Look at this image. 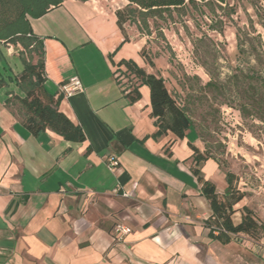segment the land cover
I'll use <instances>...</instances> for the list:
<instances>
[{
  "label": "crops",
  "instance_id": "crops-1",
  "mask_svg": "<svg viewBox=\"0 0 264 264\" xmlns=\"http://www.w3.org/2000/svg\"><path fill=\"white\" fill-rule=\"evenodd\" d=\"M112 2L63 0L31 19L43 38L44 88L61 96L58 109L82 141L48 128L33 135L19 104L5 103L13 83L0 88V264H261L236 240L210 237L212 210L188 145L202 151L198 138L190 130L153 136L148 86L133 102L121 90L118 62L144 68L145 38L123 41ZM2 53L0 76L14 78L22 65ZM72 77L81 89L64 96L58 85ZM199 175L224 191L214 159ZM116 223L130 228L119 241Z\"/></svg>",
  "mask_w": 264,
  "mask_h": 264
},
{
  "label": "trees",
  "instance_id": "trees-1",
  "mask_svg": "<svg viewBox=\"0 0 264 264\" xmlns=\"http://www.w3.org/2000/svg\"><path fill=\"white\" fill-rule=\"evenodd\" d=\"M63 0H0V42L20 46L19 59L21 70L15 77L0 76V88L13 83L15 88L7 91L5 103H18L22 108V118L25 127L37 135L46 128L55 131L64 138L73 141H82L84 134L81 128L74 125L69 118L58 109L61 96H55L44 88V44L43 38L34 32L31 19L40 17L48 10L58 6ZM227 0H127L125 6L115 10L116 24L122 29L125 22L134 23L138 29L150 33V22L153 25L175 22L181 19L190 9L199 10L201 14L209 15L211 29H220L214 23H222L221 15L216 8L227 6ZM226 15H229L226 14ZM264 26V22H262ZM237 49L244 52V39L240 38L241 28L237 29ZM254 32V30H253ZM124 34V40L128 36ZM255 43V44H254ZM262 41L259 34L250 36L249 46L255 52V64L244 68H235L223 80L212 74L201 89L212 91L214 99L227 105L235 104L236 109L243 117H257L264 125V52L261 50ZM258 47V49H256ZM140 55L152 62L140 50ZM115 72L124 77L121 90L128 101L133 102L140 97L138 87L145 84L149 88L151 104L150 115L153 116L156 131L153 136H159L167 131L183 138L186 132L192 129L193 121L190 116L188 101L179 104L165 85L164 78L137 65L132 59H121ZM18 90V93L16 92ZM220 97V98H218ZM192 149V172L198 175L201 183L200 192L207 199L212 216L205 223L210 237L222 243L237 240L241 234L255 237L259 231L264 235V223L258 221L250 209L242 207L241 219L238 223L232 220L235 211L233 205L242 198L233 181L234 174L224 171L226 187L218 192L215 185L204 180L199 175L200 165L208 158L216 161L205 146L201 151L192 142L188 141ZM217 162V161H216ZM195 166L197 168H195Z\"/></svg>",
  "mask_w": 264,
  "mask_h": 264
},
{
  "label": "rangeland",
  "instance_id": "rangeland-1",
  "mask_svg": "<svg viewBox=\"0 0 264 264\" xmlns=\"http://www.w3.org/2000/svg\"><path fill=\"white\" fill-rule=\"evenodd\" d=\"M123 2L113 0L112 4L121 8L125 6ZM227 2L222 9L216 8L223 22L214 24L220 29H211L209 15L194 9L175 22L157 21L158 28L150 22V33L128 22L123 23L122 29L126 36L145 38L143 53L152 65L143 58L144 69L161 75L179 104L188 101L193 121L190 131L203 148H208L222 172L234 174L233 184L242 192V198L233 205L232 220L237 222L246 206L264 223V125L257 117L241 116L233 103H219L209 89H201L211 74L223 80L233 69L245 70L247 65L255 64L256 50L249 46L253 34L260 35L264 52V0ZM238 28L240 38L245 40V50L240 53L236 46ZM20 49L0 42V51L18 65ZM236 242L264 264L261 231L255 237L241 234Z\"/></svg>",
  "mask_w": 264,
  "mask_h": 264
},
{
  "label": "built area",
  "instance_id": "built-area-1",
  "mask_svg": "<svg viewBox=\"0 0 264 264\" xmlns=\"http://www.w3.org/2000/svg\"><path fill=\"white\" fill-rule=\"evenodd\" d=\"M117 76L121 82H124V77L117 73ZM81 89V83L76 77L70 78L68 81L62 82L58 85V91L62 93L64 96H69L73 92ZM117 160L113 156H109L107 158V166L109 168H113L116 166ZM130 231V228L124 224L116 223L113 228L112 238L115 241L122 240L124 235Z\"/></svg>",
  "mask_w": 264,
  "mask_h": 264
}]
</instances>
